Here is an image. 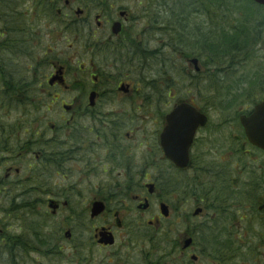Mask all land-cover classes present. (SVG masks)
<instances>
[{
	"label": "flooded vegetation",
	"instance_id": "obj_1",
	"mask_svg": "<svg viewBox=\"0 0 264 264\" xmlns=\"http://www.w3.org/2000/svg\"><path fill=\"white\" fill-rule=\"evenodd\" d=\"M141 5L0 0V264H264V151L210 119L199 51L144 75L166 52ZM180 73L181 91L155 89ZM28 99L40 128L15 157L12 106ZM180 104L197 121L166 155Z\"/></svg>",
	"mask_w": 264,
	"mask_h": 264
},
{
	"label": "trees",
	"instance_id": "obj_2",
	"mask_svg": "<svg viewBox=\"0 0 264 264\" xmlns=\"http://www.w3.org/2000/svg\"><path fill=\"white\" fill-rule=\"evenodd\" d=\"M239 1L244 4L245 7L251 9V7L245 4V2H248L252 5L253 3L250 0ZM239 1L236 0V4L239 3ZM228 2L229 0H145L146 8L144 14H146L149 20L150 29H156L158 40L161 42L159 43L158 50L162 49L166 52L165 54L163 53V55L159 53L161 55L157 57V65L159 67L158 73H161L160 70L162 68H168V65H174V69L176 70L178 56L180 58H187L194 53L197 54L199 51L201 53V60L203 59L206 69V109L211 110L213 108H219L223 115H228L227 118L221 116L223 126L226 124H233L240 128L238 116L242 114V112L239 111V108L244 106L252 107L260 100V94L264 89V76L259 72L242 75L230 83L229 89L225 87L221 89L219 85L222 86L223 81L220 76L227 70L222 66L227 62L223 59L231 57L232 60H234L239 58L241 62L247 64L250 59L254 58V54L250 53V49L254 50L256 43H258V35L263 26H259L260 24L255 21L250 28L243 21L238 23L236 21H230L226 23L225 18L228 17V13L241 12L240 8L235 6L232 8ZM228 6L232 9L230 10ZM247 8H245L246 11H250ZM260 9L262 10V8ZM188 11L198 12L204 15L206 19L208 17L211 23L209 24V21L205 19L206 22H200V24L195 23L191 25V27L188 26L185 22V18L187 17L183 15ZM216 17L218 21L215 22L214 18ZM185 47L189 50L187 53L183 52ZM153 57L155 56L153 55ZM231 65L230 63L228 68H230ZM164 75L165 73L162 74V76ZM160 80L164 81L165 78L161 77L158 81ZM147 84L149 85L151 82ZM176 85V80H173L168 83L165 82V89L160 85L155 89L159 91L163 89L164 92L165 90L168 92L170 87L176 88ZM220 90H224L225 93L221 94ZM31 105L32 101L28 99L24 104L15 101L12 107L14 110H17L16 108L19 110V107L30 106L31 108ZM25 116L29 117L27 115ZM18 124H14L13 129L15 140L20 138V136H18L19 133L26 132L25 126ZM34 133L35 132L32 131L29 133L28 137H33ZM19 144L20 143L15 141V152L20 147ZM39 173L40 171L38 170L31 175L34 185L38 183ZM260 197L261 195L257 196L256 193H253V202ZM35 202H38V200Z\"/></svg>",
	"mask_w": 264,
	"mask_h": 264
},
{
	"label": "rangeland",
	"instance_id": "obj_3",
	"mask_svg": "<svg viewBox=\"0 0 264 264\" xmlns=\"http://www.w3.org/2000/svg\"><path fill=\"white\" fill-rule=\"evenodd\" d=\"M237 1H239V0H237ZM228 3L232 6V8H233V6L240 8L241 12H239V13H235V12L228 13L227 14L228 17L225 18L226 23H228L230 21L231 22L236 21L237 23L243 21L250 28L251 26H253V22L255 21L258 24H260L259 26H263V28H262L260 34L258 35L259 41H258V43H256L254 50L250 49V53L254 54L253 55L254 58L252 57L253 59H250L247 62V64H245L244 62H241L239 60V58L234 59V60H232L231 57L223 59V60H226L227 62L224 63L222 66L224 69H227V70L223 75L220 76L221 80L223 81V84H222L223 87L221 85H219V87H221V89L224 87L228 88L232 81L236 80L237 78H239V76H242V75L244 76V75H249L250 73L254 74L255 72H259L261 75L264 76V10L262 11L257 6H251L248 2H245V4H246V6L251 7V9H248L247 7H245V5L240 3V1H239V3L236 4V0H229ZM141 4H142L141 5V16L143 19V18H145V15H146V14H144V10L146 8L145 0H141ZM228 7L230 10L232 9L230 6H228ZM245 8H247L250 11H246ZM183 15H185L187 17V18H185L186 19L185 22L190 27H191V25H193L195 23L200 24V22H206L205 21L206 17L204 15L198 13V12L188 11ZM218 15H221V14H218ZM206 20L209 21L208 17ZM214 20L216 22V21H218V18L216 17V18H214ZM47 21H48V19H47ZM212 22H213V20H212ZM210 23L211 22L209 21V24ZM217 23H215V24H217ZM142 26H144V27L149 26V21L148 22L144 21V23L142 22ZM188 51L189 50L186 47L183 49L184 53H187ZM190 57H188V58H190ZM178 58H180V57L179 56L177 57L176 68L179 69L180 66H183L186 68L187 64L184 61V59H182V58L178 59ZM218 61H220V60H218ZM230 63L232 65L230 68H228V65ZM156 64H157V62L153 61L152 62L153 71H149L147 73H144V75L148 74V76H146V77H149V80H158L159 78L162 77L163 72L158 73L159 68H158V65H156ZM174 79L181 81L182 80L181 74L175 75ZM179 83H181V82H179ZM142 86L145 87V83L142 82ZM163 89H165V88H163ZM163 89H160V90H163ZM175 89L181 91L182 90L181 84H179L178 87H176ZM220 91H221V94L225 93L224 90H220ZM164 100H165V102L167 101L166 99H164ZM160 106H162V104ZM161 110H163V109H161ZM36 113H37L38 117H43L44 114L46 115L45 111H38ZM209 113H210V117H211L210 119H212V121H214V119L217 121V119L221 118V116L222 117L224 116L225 118H227V116H228V115H223V113L221 112V110L219 108H213L210 110ZM29 117H30V119L34 118L35 117L34 113L30 114ZM19 118L23 121L22 123L25 125V128H26V132H21L18 134V136H20V138H22V139H27L29 136V133H31L32 131L35 132L36 130H38L40 128V126H38L37 124H34L32 121H30V123L27 122L26 121L27 118H24L19 110H13L12 121L15 125L17 124V120H19ZM223 120H225V119H223ZM225 128L228 129L227 126ZM16 140L19 141V138ZM17 154H18V151H16L14 153V156L16 157ZM19 163H18V165H20ZM22 169H23V171H26V165H23ZM14 196H15V204H16V203H22L23 201L33 202L34 199L40 200V202H41V201L46 200L48 197H58L59 195L54 194V195H49L48 197H46V196H42L39 194H32V195L16 197L17 194H14ZM70 197H71V199H74V196H70ZM83 197H85V196H83ZM0 219H1V217H0ZM28 222L31 225V224L35 223L36 220H34V218H30ZM9 229L11 231H13L14 233L16 232L15 228H9ZM1 261L4 263L5 259H2Z\"/></svg>",
	"mask_w": 264,
	"mask_h": 264
},
{
	"label": "water",
	"instance_id": "obj_4",
	"mask_svg": "<svg viewBox=\"0 0 264 264\" xmlns=\"http://www.w3.org/2000/svg\"><path fill=\"white\" fill-rule=\"evenodd\" d=\"M252 1H254L259 5L264 6V0H252ZM195 62L196 60L192 61V63L194 64ZM180 110H182L186 114L187 118L177 122L175 116L176 113ZM193 115H195L194 109L192 107L183 104L177 107L172 113H170L167 116L166 118L167 126L165 127L162 135L160 136L161 146L164 149L166 155H169L168 149L170 148L171 145L169 144V142L171 141L170 135L174 140L178 141L180 138L179 134H183L188 126L192 127L193 124L197 121V120L194 121V118H192ZM203 122L204 120L202 118V124ZM240 123L244 129L248 141L253 146L264 151V101L258 104L254 108V111L250 116L240 117ZM178 157L179 158L184 157V155H180ZM180 163H185L182 165H186L185 161H180V160L176 161V164L181 167L182 165ZM263 207H264V200H263Z\"/></svg>",
	"mask_w": 264,
	"mask_h": 264
},
{
	"label": "snow or ice",
	"instance_id": "obj_5",
	"mask_svg": "<svg viewBox=\"0 0 264 264\" xmlns=\"http://www.w3.org/2000/svg\"><path fill=\"white\" fill-rule=\"evenodd\" d=\"M175 118H176V121L179 122V121H181V120L186 119L187 116H186V114H185L182 110H180V111H178V112L176 113Z\"/></svg>",
	"mask_w": 264,
	"mask_h": 264
},
{
	"label": "bare ground",
	"instance_id": "obj_6",
	"mask_svg": "<svg viewBox=\"0 0 264 264\" xmlns=\"http://www.w3.org/2000/svg\"><path fill=\"white\" fill-rule=\"evenodd\" d=\"M36 201V200H33V202Z\"/></svg>",
	"mask_w": 264,
	"mask_h": 264
}]
</instances>
